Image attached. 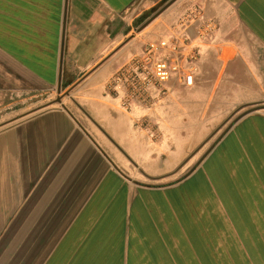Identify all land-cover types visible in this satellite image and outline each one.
Instances as JSON below:
<instances>
[{
  "label": "crops",
  "instance_id": "0c3cea01",
  "mask_svg": "<svg viewBox=\"0 0 264 264\" xmlns=\"http://www.w3.org/2000/svg\"><path fill=\"white\" fill-rule=\"evenodd\" d=\"M136 1L0 0V264H264V108L205 156L197 117L264 98V0L172 3L159 34L186 1L217 30L191 85L171 78L159 104L128 113L105 84L157 37L128 28ZM59 81L88 121L53 106ZM143 112L158 125H139ZM192 149L174 183L130 182L127 159L164 176Z\"/></svg>",
  "mask_w": 264,
  "mask_h": 264
},
{
  "label": "built area",
  "instance_id": "2783aa9c",
  "mask_svg": "<svg viewBox=\"0 0 264 264\" xmlns=\"http://www.w3.org/2000/svg\"><path fill=\"white\" fill-rule=\"evenodd\" d=\"M195 23L197 28L192 35L190 30ZM217 26L213 18L193 5L119 66L106 82V91L125 112L151 109L168 93L167 83L171 78L192 84L200 45L213 36Z\"/></svg>",
  "mask_w": 264,
  "mask_h": 264
},
{
  "label": "rangeland",
  "instance_id": "374dc122",
  "mask_svg": "<svg viewBox=\"0 0 264 264\" xmlns=\"http://www.w3.org/2000/svg\"><path fill=\"white\" fill-rule=\"evenodd\" d=\"M168 0H137L124 14L125 19H127L128 22V28H132V34H138L139 36L143 35L147 32L145 30L146 27L151 29L153 31L152 33L157 34V37L160 35V23L162 13L158 15L156 18H154L146 27L139 30L140 25L146 21L155 11H157L160 7H162ZM189 4V1L184 2L183 6L180 7V12L182 13L186 11V8ZM178 16V15H177ZM176 16V17H177ZM175 17V18H176ZM173 18V20L175 19ZM169 19L165 20L166 24L165 27L170 23L167 22ZM172 20V21H173ZM171 21V22H172ZM158 23V25H157ZM156 24V25H155ZM155 27V28H154ZM164 27V29H165ZM154 28V29H153ZM164 31V30H163ZM163 33V32H162ZM153 39V38H152ZM151 39L145 40L143 42V45L150 41ZM143 47V46H142ZM233 51L229 49H224V52L222 53V57L226 60L230 56L233 55ZM197 72H199V68H197ZM224 73V69L220 71V75ZM204 79V78H203ZM202 86L208 85L209 83L205 81H201L200 83ZM219 84V82L215 83V87ZM58 98H60V102H52L53 106L66 109L68 111H72L76 113V115L82 119L83 121H88L87 115L84 113L83 107L80 105L78 100L75 98L74 92L69 91L68 94H66L64 89H61L60 92L57 94ZM45 102H42L43 105L45 103H48V100H44ZM260 104L264 105V98L260 99ZM51 104V105H52ZM242 106L233 107L231 111H227L228 108H224L222 112V108L218 109V113H204L201 115H197L198 118H201L204 120V129H203V139H202V152L205 155L208 148L217 142V137L220 135V133L225 129V127L233 120L234 117H236L240 112L244 111L245 109H240ZM238 110V111H237ZM130 113V112H129ZM180 121L182 123H188L190 121L189 117L184 114L181 115ZM138 122L139 125H141L143 128L146 125H158L157 121L152 117L148 112H143L138 116ZM198 124V123H197ZM89 128L92 127L96 131H98L97 125H87ZM99 132V131H98ZM199 149L197 150L198 153ZM192 153V154H191ZM187 155V163L186 168L183 167V165H178L175 169H172L170 172L166 173L164 176L159 175H149L145 173L138 162L129 161L127 159L124 164L128 167V176L130 178V182H132L134 185H156V186H162V185H168L171 183H174L175 181L180 179V176H182L187 171L189 172V169L192 168L194 165V154L195 149H192V152ZM193 156V157H192ZM198 157V154H197ZM124 160H126L124 158ZM137 183V184H136Z\"/></svg>",
  "mask_w": 264,
  "mask_h": 264
},
{
  "label": "water",
  "instance_id": "95a60500",
  "mask_svg": "<svg viewBox=\"0 0 264 264\" xmlns=\"http://www.w3.org/2000/svg\"><path fill=\"white\" fill-rule=\"evenodd\" d=\"M176 0H168L162 7H160L157 11H155L153 13V15H151L146 21H144L140 27L139 30L143 29L144 27H146V25H148V23H150L154 18H156L158 15H160L164 10H166L172 3H174ZM58 91H60V81L58 82L57 85ZM69 91L66 92V94H68ZM56 102H60V98L56 99ZM264 108L263 104H256V105H252V107H249L248 109H245L244 111L240 112L236 117L233 118V120L225 127V129L220 133V135L217 137V141L222 138L224 136V134L232 127V124L234 122H236L239 118H241L242 116H244L245 114ZM214 146V144H212L208 150L206 151L205 155L208 154L210 152V150L212 149V147ZM204 155V156H205ZM119 172L125 176L126 178H128L126 176V174L124 172H122L121 170H119Z\"/></svg>",
  "mask_w": 264,
  "mask_h": 264
}]
</instances>
